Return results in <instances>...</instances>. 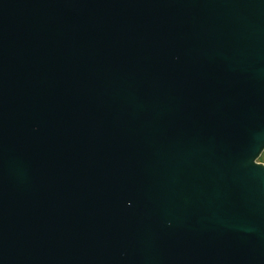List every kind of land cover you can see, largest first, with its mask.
I'll use <instances>...</instances> for the list:
<instances>
[{
    "label": "water",
    "instance_id": "1",
    "mask_svg": "<svg viewBox=\"0 0 264 264\" xmlns=\"http://www.w3.org/2000/svg\"><path fill=\"white\" fill-rule=\"evenodd\" d=\"M264 0H0V264H264Z\"/></svg>",
    "mask_w": 264,
    "mask_h": 264
},
{
    "label": "rangeland",
    "instance_id": "2",
    "mask_svg": "<svg viewBox=\"0 0 264 264\" xmlns=\"http://www.w3.org/2000/svg\"><path fill=\"white\" fill-rule=\"evenodd\" d=\"M258 161H260V162L264 161V152H263L262 156L258 159Z\"/></svg>",
    "mask_w": 264,
    "mask_h": 264
},
{
    "label": "crops",
    "instance_id": "3",
    "mask_svg": "<svg viewBox=\"0 0 264 264\" xmlns=\"http://www.w3.org/2000/svg\"><path fill=\"white\" fill-rule=\"evenodd\" d=\"M263 163H264V161H263Z\"/></svg>",
    "mask_w": 264,
    "mask_h": 264
}]
</instances>
